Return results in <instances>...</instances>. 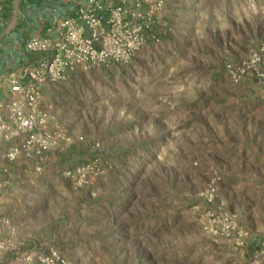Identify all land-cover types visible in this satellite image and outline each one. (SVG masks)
Segmentation results:
<instances>
[{
  "label": "rangeland",
  "instance_id": "374dc122",
  "mask_svg": "<svg viewBox=\"0 0 264 264\" xmlns=\"http://www.w3.org/2000/svg\"><path fill=\"white\" fill-rule=\"evenodd\" d=\"M126 7L104 14V62L51 93L49 166L21 188L24 244L0 236V255L264 264V0Z\"/></svg>",
  "mask_w": 264,
  "mask_h": 264
},
{
  "label": "built area",
  "instance_id": "2783aa9c",
  "mask_svg": "<svg viewBox=\"0 0 264 264\" xmlns=\"http://www.w3.org/2000/svg\"><path fill=\"white\" fill-rule=\"evenodd\" d=\"M130 1L123 0L115 6L90 0L75 15L60 20L54 29L25 43L26 52L40 54L41 58L0 76V85L6 84L10 92L8 100H0V141L10 144L8 161H14L20 153L28 159H40L49 150V137L43 132L45 118L40 110L45 87L66 80L78 69L87 70L104 62L100 44L104 14H111L113 19L108 24L114 27L119 15L127 13L126 4ZM3 246L0 238V248Z\"/></svg>",
  "mask_w": 264,
  "mask_h": 264
},
{
  "label": "crops",
  "instance_id": "0c3cea01",
  "mask_svg": "<svg viewBox=\"0 0 264 264\" xmlns=\"http://www.w3.org/2000/svg\"><path fill=\"white\" fill-rule=\"evenodd\" d=\"M96 1L116 6L110 0ZM89 3L90 0H0V76L41 58L40 54L26 52L25 43L34 36L44 35L54 29L60 20L75 15ZM59 83L47 84L45 87L40 101L41 114L45 120L52 112L49 103L51 93ZM9 98V87L1 84L0 100ZM9 147L10 144L0 141V236L15 245H23L25 239L21 216L33 208L32 197L35 196L21 188L30 183L33 175H39L40 168L37 166H49V155L46 152V157H41L37 162L20 153L14 161H8L6 154ZM11 258L18 260L17 256ZM7 261V257L0 255V264H6Z\"/></svg>",
  "mask_w": 264,
  "mask_h": 264
}]
</instances>
